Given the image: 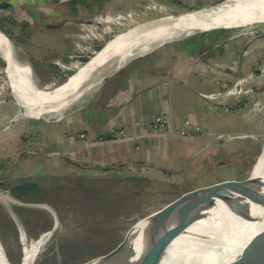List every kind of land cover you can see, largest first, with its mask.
<instances>
[{"label": "crops", "instance_id": "0c3cea01", "mask_svg": "<svg viewBox=\"0 0 264 264\" xmlns=\"http://www.w3.org/2000/svg\"><path fill=\"white\" fill-rule=\"evenodd\" d=\"M10 1L13 2L12 7L0 10L5 20L3 25L0 24V29L14 41L16 59L30 68L32 80L43 87L59 84L69 75L70 55L76 41H90L80 37L87 21L100 13H117L135 9L134 5L141 4L139 0ZM158 1L171 7H175V4L200 8L222 0ZM46 23L61 25L47 27ZM186 48L188 46L180 47L176 42L130 58L101 74L95 81L97 86L66 107L62 112L69 107L70 110L63 114L61 112L60 118L26 119L17 127L34 130L37 134L40 131L41 139L36 141L44 148L46 156L60 157L61 162H57V165L63 171L59 172L74 170L72 174L92 179L88 182L120 177L129 172L157 180L166 178L167 182L173 183L176 179L182 187L181 193L205 185L207 182L203 180V175L214 165L221 147L228 145L229 140H223V135L233 133L235 128H232V124L234 126L235 123L234 119L231 122L217 121L216 116L213 120L207 119L199 109L200 105L204 108L207 106L204 99L201 101L203 94L215 91V80L222 78L217 76L214 80L212 74L216 76L213 69L223 67L220 61L224 47L220 45L211 53L206 50L203 57L194 52V47ZM186 50L188 53L184 54ZM207 54L212 60L207 61L210 58ZM225 70L228 72L227 68ZM5 95L0 101V136L13 130L8 125L19 110V106ZM86 95L89 97L83 99ZM159 114H166L169 123L164 131L157 134L152 131V122ZM187 120L201 126L202 132L182 135ZM31 121L36 123L31 124ZM120 130H125L130 139H136L111 136ZM80 134H85V137H80ZM5 146L3 144L0 148V179L41 173L30 169L18 171L26 167L27 158L41 161L39 156L22 154L14 165L21 152L28 147L19 144L9 154L5 153V150L9 152ZM64 153H68V156ZM41 171L54 175L58 172ZM84 171L87 173L83 174ZM168 176L171 178L168 179ZM7 183L10 184L9 181ZM14 213L19 215L21 212L14 207Z\"/></svg>", "mask_w": 264, "mask_h": 264}, {"label": "rangeland", "instance_id": "374dc122", "mask_svg": "<svg viewBox=\"0 0 264 264\" xmlns=\"http://www.w3.org/2000/svg\"><path fill=\"white\" fill-rule=\"evenodd\" d=\"M139 1H141V4L134 5L135 9L119 11L130 14V18L127 20L124 28L112 32L106 37L105 41L95 40V42L93 41L92 43L105 45L119 34L143 25L137 23L157 18H159L157 20H160V18L164 19L166 16L179 15L197 9L192 7H181V5L175 4H173L175 7H171L167 3L156 2L166 6V8L164 7L165 9L160 10L157 6L154 8L153 5L155 6V4L149 2V0ZM19 18L22 19L21 16ZM4 23V16L0 15V24L3 25ZM85 24L92 25L93 20H89ZM226 29L228 30L207 31L204 36L202 35L203 32H196L192 35L165 42L150 51L158 49L162 45L174 44L177 42L180 47L184 45L188 46V48H186L187 50L194 47V52L197 53L199 57L201 55L203 57V53L206 50L211 53L214 49L217 50V48L222 45L224 49L221 53L220 62L223 67L220 69H213L215 70L216 76L212 74V78L215 80L217 76H222V78L228 80L230 85L228 84L227 87L229 88L233 86L235 81L244 78L245 83L243 84V89L250 90L251 94H240L237 96V99L230 96L228 101L233 102H231L232 104L230 102L227 104L229 105L228 110L225 109V105H217L219 108L222 107V110H216L208 106L204 108L202 105H200L199 109L202 111L204 117L210 120H213L214 116L217 117V121L222 119V121L231 122L234 119L235 124L234 126L232 124V128H236L237 125L242 123L241 120L245 122V112L250 114L249 111L261 105L262 102L264 103V23L257 22L249 26H230ZM84 38L86 37L84 36ZM77 42L86 46L85 48L91 46V41H76V43ZM76 43L75 49L71 54L75 53L77 50ZM95 50L96 53H89L88 56L83 57V59L92 56L95 57L102 51L98 49ZM187 50L183 51L184 54L188 53ZM207 57H210L207 59V61H210L211 56L208 55ZM70 59L72 61L73 57L70 56ZM71 61L69 63L70 66L68 63L64 64L65 66L68 65L69 71H76L77 68L85 62L75 66ZM116 66L117 63H115L114 60L110 61L107 66L99 67L95 72L96 76L98 75L100 77L101 74L113 70ZM226 68L228 72L225 70ZM175 84L178 85L177 82H175ZM7 86V75L5 70L3 73L0 71V101H3L4 97L2 95L6 94L9 96V100L11 99L17 106V101L14 99ZM216 87L215 91L209 93L224 92L227 90L225 86L216 85ZM191 95L192 92H190V96ZM88 97L89 96L86 95L83 99H87ZM203 99L204 98H201V101H203ZM69 110L70 107L62 112V114ZM62 114L57 112L45 113L40 118L36 117L27 120L56 119L60 118ZM34 123H36V121H31V124ZM12 129L13 130L7 132V135L3 134L0 136V148L3 144H6L5 147L8 148L9 152L5 150V153L10 154L13 153L15 148L20 144L29 149H33L36 153L32 155L41 158V161L34 160L33 158L31 159V157L27 158L26 167H22L18 171L25 172L28 169L40 171L41 173H46V171H41V169L58 171L57 175L52 174L54 179L51 185L45 188L47 191L36 197L34 196V198H36L38 202H46L52 205L60 220L59 226L53 230L56 221L54 214L49 209L42 206L32 207L34 209L31 208V210L25 211V216L21 213L17 215L10 212L9 204L0 198V206L8 215L4 218L7 221V225L0 224V244L7 260L9 262L12 261L14 264L21 263L25 246H33L40 238L44 239V244L42 245L43 247H40L34 264H78L82 261L84 262L80 264H92L96 259L93 256L106 251L116 242L120 241L126 230L132 224L129 232L131 235L126 240L124 246L127 245L129 249L142 246L149 241L147 234L150 229V223H152L158 215L164 214L165 218L168 216L172 218L182 204L189 198V196H186L177 202H168L182 192V187L177 184L176 179H174L175 182L173 183L172 181L167 182L166 178L165 180H157L155 178L143 177V175H135L128 172L127 174H122L120 177L116 176L109 179L100 178L98 180L89 181V183L88 180L92 179L87 178V176L79 178L71 176L70 173H75L74 170L64 169L68 172L65 171V173H61L59 172L62 170L61 166L57 165V162L60 161V157L46 156V154L43 153L44 148L36 141L37 139H41L40 131H38L37 134L34 130L29 131L28 128H20L17 127V125ZM252 129L253 128L250 127V130ZM164 130L153 133L159 134ZM223 137V140H227L231 139L232 135L229 137V134H227L223 135ZM125 138L128 140L136 139H130L129 136ZM259 140H261V137ZM228 151H230L229 148L221 147L220 152L215 156L214 165L207 170V173L203 172L205 173L203 175L205 179L203 180L208 182L211 178L218 175L217 169L220 168L221 162H230L232 154ZM263 159L264 150L254 170L255 176L259 174L260 164ZM82 173L84 174L87 172L84 171ZM91 173L93 172H89V174ZM225 174H230V170L225 172ZM170 178L171 177L168 176V179ZM38 225L41 226V229H34V226ZM45 233L48 234L47 237ZM41 235L44 236L41 237Z\"/></svg>", "mask_w": 264, "mask_h": 264}, {"label": "bare ground", "instance_id": "6f19581e", "mask_svg": "<svg viewBox=\"0 0 264 264\" xmlns=\"http://www.w3.org/2000/svg\"><path fill=\"white\" fill-rule=\"evenodd\" d=\"M153 4H155L154 8L157 6L160 10L166 8L163 4L156 2ZM257 22L264 23V0H223L212 8H202L153 20L121 33L109 43L107 42L108 45L106 43L107 46L104 45L105 48L89 64L80 65L77 68L78 73L55 90H53L54 87L42 88L32 80L30 68L21 65L16 58H12L9 42L2 33H0V50L6 53L7 85L14 90L17 103L25 106V115L40 118L45 113H61L84 93L93 90L97 86L95 84L97 78H92L91 74H94L100 66H107L110 61L114 60L117 65H120L125 62L124 60L127 61L138 54H144L170 40L192 35L199 30H209L212 27L249 26ZM256 177L260 178L261 183L264 184V159ZM262 200L264 204V185L261 187L258 201L251 205L248 218L239 219L222 209L212 212L214 217L226 221L235 229L233 234L224 235L222 239V243L232 244L230 258L223 264H234L238 260V256H231L235 253L241 254L255 236L261 235L264 239V205L261 204ZM190 229L204 233L212 239L222 235V230L216 223L197 222ZM43 244L44 239L40 238L33 246H25L21 264H34ZM217 245V243L183 235L173 242L163 261L165 264H196L199 258ZM149 247L148 241L142 246L131 249L128 262L139 261ZM119 253L100 263L95 259L92 264H125L127 253L123 252L120 257H117ZM0 264H9L1 244Z\"/></svg>", "mask_w": 264, "mask_h": 264}, {"label": "water", "instance_id": "95a60500", "mask_svg": "<svg viewBox=\"0 0 264 264\" xmlns=\"http://www.w3.org/2000/svg\"><path fill=\"white\" fill-rule=\"evenodd\" d=\"M19 1L24 2L25 0ZM216 4L217 3L207 7H200L191 11H196L202 8H212ZM12 5L13 2L10 0L0 1V10L10 8L12 7ZM153 20H148L137 24H145ZM60 25L61 24L59 23H46L47 27H58ZM219 29L228 30L225 27H212L209 30H199L198 32H207ZM0 33H2L4 37L8 40L10 54L12 55V58L15 59L16 46L14 41L1 29ZM103 48L104 44L101 46L99 51H101ZM141 55L142 54H138L134 57H139ZM93 58L94 56L90 57L87 61H85L84 66L89 64ZM124 61L126 62V60ZM6 64V53L0 50V71L2 73L5 70ZM78 71L79 70L72 72L67 76L65 80L60 82V84H56L57 86H53V90L59 88L64 83L69 81L73 75L78 73ZM95 77L98 78L99 76H96L95 73L92 75V78ZM7 87L15 99L16 95H14V90L11 89L9 86ZM41 87L45 88L47 86ZM17 104L19 106V110L17 114L11 119L10 124L8 125L9 128L18 125L26 119L34 118L25 115L26 110L24 105L20 103ZM249 113L250 114L247 113L245 115V122L241 120L242 123L237 125L233 133L229 134V137L230 135H232V137L231 139H228L229 143L226 148H229L230 151L228 152L232 154L230 162H221L220 168L217 169V173L219 174L211 178L205 185L187 190L168 201L177 202L178 200H182L184 197L189 196V198L182 204V206L178 209L177 213L172 218H170V216L165 218L164 214L158 215L152 221V223H150V229L147 234L150 247L146 254L139 261L135 263L128 262L127 259L128 256L131 254V249H129L127 245L124 246L126 240L131 235L129 232L130 227L133 224L130 225V227L126 230L124 236L120 241L116 242L112 247H110L106 251H103L102 253L93 256L96 258V261L100 263L104 260H107L108 258L116 255L119 251H121L124 246V248L118 254L117 257H120L123 252L127 253V255L125 256V264H165L163 260L169 248L178 237L183 235L218 244L217 246L211 248L210 251L206 253L203 257L199 258L196 261V264H223L224 261L230 258L232 244L222 243V239L224 238V235L233 234L235 229L226 221L214 217L212 215V212L214 210L222 209L226 212H230L239 219L248 218L251 205L258 201V197L261 192V187L264 185L263 183H261V179L256 177L254 173L256 165L259 159L261 158L264 150V103L262 102L261 105L255 107L253 110L249 111ZM250 127H252L253 129L250 130ZM260 137L261 140H259ZM33 153H36L33 149L23 150L14 165L19 162L22 154ZM64 154L68 156V153ZM229 170L230 174H225V172ZM11 171L12 168L9 170V172ZM53 179L54 177L52 174L46 173L21 174L15 175L8 179H0V198L8 204H17L30 207L42 206L44 208L49 209L54 214L56 222L53 230H55L56 227L59 226L60 220L58 218L55 208L52 205L46 202H26L14 199L11 196V191L9 188L1 187L6 183V181H9V183L13 187L23 186L27 184L49 186L51 185ZM262 202L263 200L261 201V204L264 205ZM197 222H209L211 224L216 223L218 227L221 228L222 235L218 236L215 239H212L204 233L192 231L190 229L191 226ZM263 248L264 239L261 235H258L255 236L247 244L241 254L238 255L235 253L231 257L238 256V260L234 264H264ZM9 264L11 263L9 262Z\"/></svg>", "mask_w": 264, "mask_h": 264}, {"label": "built area", "instance_id": "2783aa9c", "mask_svg": "<svg viewBox=\"0 0 264 264\" xmlns=\"http://www.w3.org/2000/svg\"><path fill=\"white\" fill-rule=\"evenodd\" d=\"M149 2H159L157 0H149ZM130 18V14H127L126 12H117V13H100L93 17V24L87 25L84 24V32L80 37L82 36L86 37V39H89L91 42V46L88 48H85L86 46L81 45V43H76L77 50L75 53L71 54L70 56L73 57V60L71 61L75 66L81 64L84 62L83 57L88 56L89 53H96V47L93 41H105L106 37L109 36L112 32L119 31L120 29L124 28L126 26L127 20ZM82 57V59H81ZM70 66V65H69ZM245 83V79H238L234 82L233 86L230 88L227 87L228 80L224 78H219L216 80L215 84L218 86H225L227 87V90L224 92H214V93H204V103L208 107H212L213 109H222L219 108L217 105H225V109H229V105H227L230 101H228V98L230 96H233L235 99H237V96L240 94H251L250 90H244L243 84ZM230 85V84H229ZM231 103V102H230ZM232 104V103H231ZM169 123L168 116L166 114H159L157 115L153 122H152V131L153 132H159L161 130H164L167 128V125ZM201 126L193 124L190 120H187L185 122V126L181 131V134L184 136H191L194 133L202 132ZM82 137L85 136V134L81 135ZM113 138H125L128 137L129 134L124 131H115L111 134Z\"/></svg>", "mask_w": 264, "mask_h": 264}, {"label": "trees", "instance_id": "16d2710c", "mask_svg": "<svg viewBox=\"0 0 264 264\" xmlns=\"http://www.w3.org/2000/svg\"><path fill=\"white\" fill-rule=\"evenodd\" d=\"M219 30L225 31V29H219ZM219 30H216V31H219ZM202 35L203 36L206 35V32H203ZM101 46L102 45H97L96 49L99 50L101 48ZM88 59L89 58H85L83 60L87 61ZM72 72H74V71H70L69 74H71ZM66 78L67 77H65V79ZM8 185L9 186L7 188L10 189L12 195H14L15 197H18V198H20L19 197L20 194H23L24 196L27 195L26 196L27 199H24V198L23 199L21 198V199L24 200V201H30V202H34V201L37 200L36 198H34V195L32 193L37 191L38 189L40 190L42 188L41 186L34 185V184H27V185L18 186V187H13V186H11V184H8ZM17 208L22 209V211H23L22 214H25V211L31 210V208H26V207H17ZM2 209L3 208L0 206V219L3 220V221L0 220V224L7 225V221L4 218L7 217L8 215L6 214L7 212L5 213V211H3L4 209L3 210ZM32 209H34V208H32ZM9 210H10V208H9ZM10 263L14 264L12 261H10Z\"/></svg>", "mask_w": 264, "mask_h": 264}, {"label": "flooded vegetation", "instance_id": "af4514ba", "mask_svg": "<svg viewBox=\"0 0 264 264\" xmlns=\"http://www.w3.org/2000/svg\"><path fill=\"white\" fill-rule=\"evenodd\" d=\"M66 174H68V173H66ZM70 174H71V176H74L75 178H79V177H80V176H77L76 174H72V173H70ZM68 175H69V174H68ZM85 179H86V178H85ZM8 186H9V185H8V183H7V184L2 185L1 187H2V188H7ZM46 191H47V190H45V188H41L40 190L38 189L37 191L33 192L32 194L36 197L37 195H39V194H43V193H45ZM11 196H12L14 199H18V200L21 199V198H22V199H23V198H24V199H27V198H26L27 195L24 196L23 194H20V195H19L20 198L15 197V196L12 195V194H11ZM22 199H21V200H22ZM9 207H10V212H12V213H14V207H15V209H16L17 212H19V213H20V212H21V213L23 212L22 209L17 208L16 206H14V204H9ZM39 225H40V224H39ZM39 225H38V226H34V229H39V230H40V229H41V226H39ZM16 227H17V226H16ZM20 229H21V228H20ZM45 234H46V233H45ZM43 236H44V235H41V237H43Z\"/></svg>", "mask_w": 264, "mask_h": 264}]
</instances>
